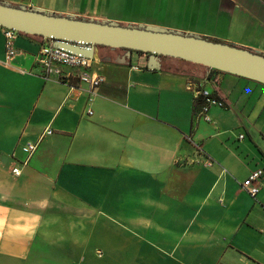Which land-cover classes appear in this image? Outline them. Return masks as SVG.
<instances>
[{"label":"crops","instance_id":"obj_1","mask_svg":"<svg viewBox=\"0 0 264 264\" xmlns=\"http://www.w3.org/2000/svg\"><path fill=\"white\" fill-rule=\"evenodd\" d=\"M0 1L264 55V0ZM6 41L0 29V264H264V178L255 198L241 186L264 168V140L237 109L252 82L217 73L206 88L225 107L213 106L208 122L195 118L187 89L208 69L95 60L104 82L90 95L74 77H41L45 40L18 33L8 62ZM47 128L23 165L22 147Z\"/></svg>","mask_w":264,"mask_h":264},{"label":"water","instance_id":"obj_2","mask_svg":"<svg viewBox=\"0 0 264 264\" xmlns=\"http://www.w3.org/2000/svg\"><path fill=\"white\" fill-rule=\"evenodd\" d=\"M0 26L17 33L40 36L59 48L96 61L131 65L133 52H143L148 55L146 65L151 70H160L163 57H170L207 68L206 79L214 84L217 73L223 72L264 85L263 54L197 34L156 25L121 24L61 15L4 1H0ZM100 47L124 50V53L115 58L102 56ZM212 70L214 75L209 77Z\"/></svg>","mask_w":264,"mask_h":264},{"label":"built area","instance_id":"obj_3","mask_svg":"<svg viewBox=\"0 0 264 264\" xmlns=\"http://www.w3.org/2000/svg\"><path fill=\"white\" fill-rule=\"evenodd\" d=\"M0 29L4 31L7 39L5 45V61L8 62L10 58L15 54L14 39L18 34L16 31L9 30L0 26ZM95 60L84 56L80 53H74L64 48H59L54 45L50 40H45L39 48V52L36 57V65L41 70V77L45 80L57 75L60 79L74 77L78 79L80 83H85L89 86L88 92L90 95H95V90L100 87L104 82L103 76L97 74L93 70V64ZM67 70V72H65ZM210 83V80L204 78L190 79L187 84V89L193 92L195 99H200L198 111L196 113V119H204L205 121H211L209 115L210 109L213 106L225 107V103L216 98L214 93L206 88V84ZM92 114V111L88 112ZM52 130L47 128L42 132L37 142L26 143L22 150L26 154V160L23 165L28 163V160L36 152L38 142L46 135H51ZM244 136L241 135L242 139ZM211 161L206 162V165H210ZM15 176L21 174V169L16 167L13 170ZM264 178V168L254 170L250 175L241 183L244 190L248 192L251 197H256L260 191L261 181Z\"/></svg>","mask_w":264,"mask_h":264},{"label":"rangeland","instance_id":"obj_4","mask_svg":"<svg viewBox=\"0 0 264 264\" xmlns=\"http://www.w3.org/2000/svg\"><path fill=\"white\" fill-rule=\"evenodd\" d=\"M137 25V24H133ZM149 25V24H148ZM108 51H103V53H107ZM165 62H170L169 60L163 59ZM166 64V63H165ZM195 69L201 70L204 72L203 68L194 66ZM230 76V75H228ZM251 83V82H250ZM240 86V85H239ZM254 86L257 89L254 90ZM207 88L213 92V85H207ZM243 94L242 100L244 107L237 108L239 114L242 115L249 122L248 129L252 132L258 134V136L264 140V85L251 83L249 86H242ZM238 91V89L236 90ZM236 106V105H235ZM262 129V133L258 131ZM248 138V137H247ZM249 140V138H248ZM6 264V263H5Z\"/></svg>","mask_w":264,"mask_h":264},{"label":"trees","instance_id":"obj_5","mask_svg":"<svg viewBox=\"0 0 264 264\" xmlns=\"http://www.w3.org/2000/svg\"><path fill=\"white\" fill-rule=\"evenodd\" d=\"M19 34H22V33H19ZM22 35H25V34H22ZM30 38H36V39H39L40 41H43L44 39L40 36H31V35H26ZM215 41H219V40H215ZM103 51H108L107 53L109 54L110 52L113 53V52H124V50H116V51H112L110 48L108 47H100ZM108 54H102V56H106ZM133 55H138V56H145L147 57L148 55L146 53H143V52H133ZM115 56H113L114 58ZM163 59H166V60H169L170 64H174V69L175 71H178L180 73H187V72H190L191 70L193 71H197V69H195L194 66L196 67H201L203 68V70H207V68L201 66V65H196V64H192V63H189V62H186V61H183V60H180V59H174V58H170V57H163ZM164 69V68H163ZM167 69H170V68H167ZM173 69V67L171 68ZM214 70L211 71V73L209 74V77H212L214 75ZM218 74H227V73H223V72H218ZM238 77V76H236ZM216 78V77H215ZM238 78H241V77H238ZM243 80H246V81H250V82H253V83H257V84H260L258 82H255V81H251V80H248V79H244V78H241ZM217 81V80H215ZM263 85V84H262ZM201 103V100L200 99H196V102H195V118H196V113L198 111V108H199V105Z\"/></svg>","mask_w":264,"mask_h":264},{"label":"flooded vegetation","instance_id":"obj_6","mask_svg":"<svg viewBox=\"0 0 264 264\" xmlns=\"http://www.w3.org/2000/svg\"><path fill=\"white\" fill-rule=\"evenodd\" d=\"M101 49V48H100Z\"/></svg>","mask_w":264,"mask_h":264}]
</instances>
